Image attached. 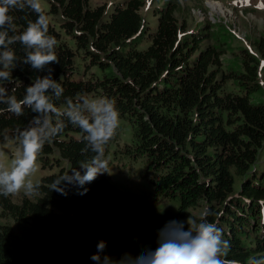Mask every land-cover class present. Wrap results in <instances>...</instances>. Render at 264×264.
<instances>
[{"label":"trees","instance_id":"trees-1","mask_svg":"<svg viewBox=\"0 0 264 264\" xmlns=\"http://www.w3.org/2000/svg\"><path fill=\"white\" fill-rule=\"evenodd\" d=\"M89 1L48 0L46 14L62 20L59 30L49 24L58 58L49 68L63 89L53 102L62 110L66 97L114 100L120 118L132 128L131 142L122 152L144 159L148 181L160 200L178 199L177 221L196 217L190 209L208 208V220L217 223L231 243L229 259L247 264L250 257H264V101L252 99L261 90L258 58L264 59V41L256 44V53L241 50L240 70L229 77L235 79L231 82L237 93H228L223 89L227 78L221 72L222 53L215 46L202 48L207 37L201 34L181 37L186 27L178 23L175 6L158 10L150 44L140 50L136 45L147 28L140 1L116 4L110 12ZM9 15L16 26L9 36L37 19L27 7L11 9ZM9 47L17 57L16 67L0 86L23 99L27 86L48 69L38 72L24 64L19 42ZM77 55L89 72L85 80L78 75ZM34 115L24 108L23 115L16 116L0 103V142L5 135L15 138ZM65 123L64 131L45 143L38 160L42 167L61 161L67 167L42 177L36 196L24 195L18 203L0 196V218L9 221L0 223V264H23V255L34 252L40 253V264H56L62 253L95 250L99 241L114 236L115 249L123 255L135 256L143 248V235L132 237L143 218L115 200L118 192L107 173L83 188L68 185L66 196L51 191L50 185L72 169L83 174L81 164L94 155L84 151L86 134ZM50 156H55L53 161ZM84 188L87 193L80 195Z\"/></svg>","mask_w":264,"mask_h":264},{"label":"clouds","instance_id":"clouds-1","mask_svg":"<svg viewBox=\"0 0 264 264\" xmlns=\"http://www.w3.org/2000/svg\"><path fill=\"white\" fill-rule=\"evenodd\" d=\"M26 7L37 15V19L29 21L21 33L9 36L10 31H16L9 11ZM49 24L42 0H0V81H9L12 77L17 57L9 45L17 42L25 50L24 64L38 72L48 69L47 75L38 77L27 86L23 99H17L5 86H0V103L7 105L9 113L21 116L24 108H28L35 114L29 125L15 137L19 155L10 166L0 163V196L17 195L21 191L28 196L38 195V185L30 179L37 171L38 154L46 142L64 131L65 120L86 134L84 151H91L94 155L81 164L83 174L72 169L71 174L59 177L50 185L51 191L66 196L68 185L83 188L110 171L105 151L120 127L116 102L107 97L81 95L75 101L66 97L62 110L56 106L53 97L59 99L63 89L53 79V69L49 68V65L58 63L57 39L49 34ZM4 139L9 137L5 135ZM87 191L84 188L79 194L85 195ZM210 215L211 210L205 208L196 217L168 221L157 231L155 249L145 246L135 256L125 253L119 261L105 254L107 243L101 240L90 259L94 264H240L238 260L228 258L231 243L223 238L217 223L208 220ZM247 264H264V257H250Z\"/></svg>","mask_w":264,"mask_h":264},{"label":"rangeland","instance_id":"rangeland-1","mask_svg":"<svg viewBox=\"0 0 264 264\" xmlns=\"http://www.w3.org/2000/svg\"><path fill=\"white\" fill-rule=\"evenodd\" d=\"M129 0H90L92 7L105 5L107 12L115 9L116 4L128 2ZM143 6L141 15L146 25V32L143 39L136 47L145 49L150 44V35L156 30L158 10L166 6H175V17L180 25H185V32L181 37H189L193 34H201L207 37L202 48L211 45L215 46L221 53V72L225 76L224 91L236 92V83L230 77L232 71L238 72L241 63V50L248 53H256L255 46L264 41V0H138ZM44 10L49 13L50 4L48 0H42ZM213 6V8H212ZM52 24L59 30L62 23L60 16L49 15ZM149 36V37H148ZM69 43V44H68ZM67 45L72 48L71 41ZM240 53V54H239ZM76 64L79 66L78 75H83L85 80L89 72L85 71V62L80 55L76 57ZM258 85L261 90L252 96L253 102L264 101V59L258 58ZM90 64V62H86ZM1 68V66H0ZM95 71V69H92ZM95 73V72H92ZM96 74V73H95ZM101 75L100 73H97ZM132 139V128L124 119L120 118V127L110 141L106 157L109 159V180L116 188L119 203L126 205L132 211L137 212L143 218L142 223L135 229L133 238L138 232L143 235V247L150 246L155 249L157 246V231L168 221L177 220L176 214L179 208L178 199L160 200L155 195L151 183L148 181L151 175L146 173V166L143 158H130L124 154V144H130ZM118 143V145H117ZM264 150V149H263ZM0 163L10 166L12 160L19 155V149L14 137L0 142ZM264 156V151L263 155ZM55 156H50L51 161ZM65 162L61 161L59 166L42 167L37 157V171L30 177L34 184L40 182L42 177L58 173L61 168H66ZM66 170V169H65ZM147 176V178L145 177ZM241 183L240 178L235 180V188L238 189ZM24 192L12 195L13 202L18 203L24 196ZM203 210L202 206L190 209L188 212L198 216ZM9 222L0 218V223ZM117 237L108 238L105 242L106 255L119 261L122 253L115 249ZM97 248H88L86 251L62 253L56 264H94L90 257L96 253ZM23 264H40L41 255L34 252L32 256L24 254Z\"/></svg>","mask_w":264,"mask_h":264},{"label":"bare ground","instance_id":"bare-ground-1","mask_svg":"<svg viewBox=\"0 0 264 264\" xmlns=\"http://www.w3.org/2000/svg\"><path fill=\"white\" fill-rule=\"evenodd\" d=\"M212 8H213V6H212Z\"/></svg>","mask_w":264,"mask_h":264}]
</instances>
